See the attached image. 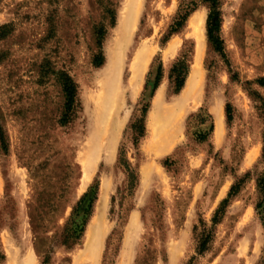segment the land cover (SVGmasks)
I'll use <instances>...</instances> for the list:
<instances>
[{
    "label": "rangeland",
    "instance_id": "374dc122",
    "mask_svg": "<svg viewBox=\"0 0 264 264\" xmlns=\"http://www.w3.org/2000/svg\"><path fill=\"white\" fill-rule=\"evenodd\" d=\"M192 1L0 0V130L8 146L0 150V264H103L127 180L118 165L122 145L138 164L140 184L115 240V264H187L193 257V264H264V0H218L226 59L207 39L210 9L202 0L183 30L164 41ZM196 15L205 20L200 29ZM99 54L101 67L94 65ZM184 56L189 76L174 95L170 72ZM160 62L163 79L149 98V74ZM60 70L78 87L67 125ZM148 102L137 151L130 126ZM238 183L199 256L202 224L212 228ZM96 186L85 232L69 249L64 230Z\"/></svg>",
    "mask_w": 264,
    "mask_h": 264
},
{
    "label": "trees",
    "instance_id": "16d2710c",
    "mask_svg": "<svg viewBox=\"0 0 264 264\" xmlns=\"http://www.w3.org/2000/svg\"><path fill=\"white\" fill-rule=\"evenodd\" d=\"M203 3L208 4L209 6V14L207 18L206 25V34L207 39L210 45L213 47L215 52L220 54L224 59H226L224 42L221 38V29H222V17L219 10L218 0H202ZM197 8L196 0L190 2L189 4H184L178 11L176 18L171 24L168 34L165 38V42H167L173 35L180 33L185 27L190 16L195 12ZM104 36V30L100 29L98 31V46L102 47V39ZM104 64V56L99 54L94 59V65L97 67H101ZM189 64L187 57L184 56L182 59L178 60L172 67L169 80L172 94H179L185 86L186 80L189 76ZM57 76L58 83L60 84L64 97H65V105L64 112L61 118V123L63 125L69 124L77 111L78 107V87L72 77L65 71H57L55 72ZM154 74V76H153ZM149 80L147 81L146 88L144 92H150V97L152 98L157 91L158 87L161 84L163 79V65L160 62L155 73L149 74ZM153 77V79H151ZM261 85H264V82H260ZM145 96V93L143 94ZM144 100V99H143ZM142 100V101H143ZM141 101V102H142ZM140 102V104H141ZM150 109V102L144 104L141 109V117L136 118L130 126L132 132V142L137 151H139V146L141 142L146 137L147 132V115ZM230 104L226 107V117L227 121H232V111ZM213 132V127H211L210 131L205 134L199 135V141L205 142L207 141L209 135ZM0 150L3 152L8 151L7 141L5 137L4 131L0 130ZM139 154V152H138ZM118 165L121 169H123L126 173L127 180L126 185L122 191V201L120 202L121 216L118 219V225L116 229L112 232L108 245L106 254L104 256L103 264H115L113 260L114 256L119 252V248L115 244V240L120 238L122 235V231L127 225L128 218L132 210L134 209L133 200L135 198L136 191L140 184V173L138 164H133L127 155V148L125 145H122L119 149L118 154ZM240 183L233 186L228 194V197L224 199L219 208L216 210L214 217L212 219V228H208L205 223H203V230L200 234V240L197 248V254L202 256L208 252L209 245L213 241L214 233L213 228L218 225L222 218L225 215L226 209L230 203V200L235 197L239 192ZM258 187L260 193L262 195V202L259 204V207H262L264 204V177L258 180ZM92 194L86 192L83 197L77 202V205L74 210L73 217L68 222L64 233H63V244L67 246L69 249L73 248L77 245L78 241L82 238L89 217L92 215L95 203L97 201V192L98 186L94 187L92 190ZM115 202V198L112 199ZM123 236L121 237L122 240ZM3 257H0V260ZM195 257H193L187 264H193L195 261ZM46 260L44 264H47Z\"/></svg>",
    "mask_w": 264,
    "mask_h": 264
},
{
    "label": "bare ground",
    "instance_id": "6f19581e",
    "mask_svg": "<svg viewBox=\"0 0 264 264\" xmlns=\"http://www.w3.org/2000/svg\"><path fill=\"white\" fill-rule=\"evenodd\" d=\"M204 22H205V20H204V18L201 16V15H196V18H194L193 20H192V23H194V24H196L195 26H196V29H200L201 27H203L204 26ZM195 73V72H194ZM160 142V141H159ZM105 198V197H104ZM106 201V199H104L102 202H101V205L103 204V203H106L105 202ZM101 205L99 206V208L100 209H98V212L100 213V210H101ZM99 216H100V214H99Z\"/></svg>",
    "mask_w": 264,
    "mask_h": 264
},
{
    "label": "crops",
    "instance_id": "0c3cea01",
    "mask_svg": "<svg viewBox=\"0 0 264 264\" xmlns=\"http://www.w3.org/2000/svg\"><path fill=\"white\" fill-rule=\"evenodd\" d=\"M151 140H152V139H151ZM151 144H152V147H155V146L159 145V144H157V142H154V140L151 141ZM170 144H171V143H170ZM169 146H170V145L167 144V145H164L162 148L166 147V149H167Z\"/></svg>",
    "mask_w": 264,
    "mask_h": 264
}]
</instances>
